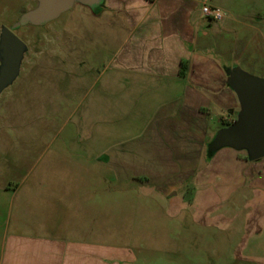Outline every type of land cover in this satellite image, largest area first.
<instances>
[{
  "label": "crops",
  "instance_id": "crops-1",
  "mask_svg": "<svg viewBox=\"0 0 264 264\" xmlns=\"http://www.w3.org/2000/svg\"><path fill=\"white\" fill-rule=\"evenodd\" d=\"M262 1L104 0L105 10L121 14L126 33L120 69L137 75L138 81L107 77L87 99L92 87L87 86L88 67L81 75L75 72V124L68 131L53 127L50 117H42L44 111L31 114L34 105H47L45 88H26L24 96L17 87L0 92V264L134 261L128 250L98 243V210L106 208V217L110 215L115 192L122 193L131 180L175 177L180 168H193L194 137L206 135L210 121L225 109L230 86L220 58L232 51L252 66L264 51ZM198 3L219 7L223 18L204 16ZM83 54L88 56L80 49ZM146 79L157 80L156 96L163 98L149 129L153 145L99 148L98 131L93 133L92 127L101 117L113 122L114 105L140 94ZM169 89L178 90L174 99H169ZM67 102L64 96L51 107L54 118ZM105 130L102 138L109 137L107 126ZM178 153L184 154L182 159ZM101 186L105 193L99 196Z\"/></svg>",
  "mask_w": 264,
  "mask_h": 264
},
{
  "label": "rangeland",
  "instance_id": "rangeland-1",
  "mask_svg": "<svg viewBox=\"0 0 264 264\" xmlns=\"http://www.w3.org/2000/svg\"><path fill=\"white\" fill-rule=\"evenodd\" d=\"M236 1H254L257 5L263 2ZM36 5L37 0H0V32L3 26L10 28L17 22L24 10ZM198 5L201 9V3ZM104 7V0L91 6L75 3L41 25L25 23L15 30L25 51L8 87L19 88L20 96L32 86L45 88L47 105H34L29 113L44 111L42 117H50L53 127L61 126L62 131L75 124V72L81 75V69L88 67L87 86L92 87L87 99L107 77L114 82L128 78L129 82L138 81L137 75H125L120 69L126 34L120 23L121 14ZM80 49L88 56L81 57ZM229 52L227 57L220 58L226 70L239 68L264 79V51L252 66L243 56L235 58V52ZM37 66L47 70L35 72ZM156 81L146 79L147 88L140 94L114 105L113 122L98 119L92 131H98L99 148L153 145L148 139L149 129L163 99L156 96L160 89ZM10 89L3 88L1 93L4 95ZM167 91L169 99H174L178 92ZM64 96L68 97L65 110L57 112L60 115L54 118L51 107ZM239 110L236 93L227 87L224 111H218L217 119L210 121L206 135L194 137L193 168H180L175 177H140L123 185L122 193L115 192L108 210L111 214L106 217V208L102 210L106 213L98 210V243L128 250L134 260L131 264H264V154L252 159L246 148L209 147L216 132L237 119ZM106 126L109 137L102 138L100 133L106 131ZM110 132L114 136L110 137ZM177 155L182 159L184 154ZM189 155L186 154L187 162ZM183 177L185 180L181 181ZM103 188L99 196L105 193ZM120 195L123 200L118 199Z\"/></svg>",
  "mask_w": 264,
  "mask_h": 264
},
{
  "label": "water",
  "instance_id": "water-1",
  "mask_svg": "<svg viewBox=\"0 0 264 264\" xmlns=\"http://www.w3.org/2000/svg\"><path fill=\"white\" fill-rule=\"evenodd\" d=\"M100 0H37V5L21 14L10 28L0 32V92L7 87L24 56L25 44L15 30L25 23L41 25L74 3L91 6ZM227 84L236 93L240 110L237 119L216 132L209 147L246 148L249 157L257 159L264 154V79L235 68L228 71Z\"/></svg>",
  "mask_w": 264,
  "mask_h": 264
},
{
  "label": "built area",
  "instance_id": "built-area-1",
  "mask_svg": "<svg viewBox=\"0 0 264 264\" xmlns=\"http://www.w3.org/2000/svg\"><path fill=\"white\" fill-rule=\"evenodd\" d=\"M201 12L204 16H207L213 20H221L224 15L223 11L219 7L212 6L206 3L202 4Z\"/></svg>",
  "mask_w": 264,
  "mask_h": 264
},
{
  "label": "trees",
  "instance_id": "trees-1",
  "mask_svg": "<svg viewBox=\"0 0 264 264\" xmlns=\"http://www.w3.org/2000/svg\"><path fill=\"white\" fill-rule=\"evenodd\" d=\"M149 1H151V0H149ZM233 122H234V121H233ZM233 122H232V123H233ZM232 123H229L228 125H230V124H232Z\"/></svg>",
  "mask_w": 264,
  "mask_h": 264
}]
</instances>
